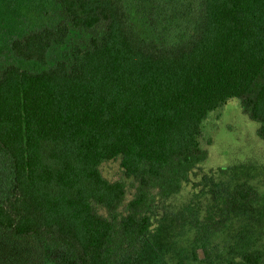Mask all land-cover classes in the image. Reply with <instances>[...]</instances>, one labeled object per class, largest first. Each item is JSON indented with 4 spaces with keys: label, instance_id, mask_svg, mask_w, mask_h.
<instances>
[{
    "label": "trees",
    "instance_id": "obj_1",
    "mask_svg": "<svg viewBox=\"0 0 264 264\" xmlns=\"http://www.w3.org/2000/svg\"><path fill=\"white\" fill-rule=\"evenodd\" d=\"M178 1L188 17L158 42L137 33L133 0H56L63 20L10 42L44 65L70 28L94 32L71 46L69 67L0 68V153L11 174L0 227L11 238L42 242L74 264H120L146 243L157 200L206 157L211 111L235 98L264 140V0ZM116 158L124 178L108 180L99 165ZM255 198L235 185L205 215L207 229ZM226 264H264V247Z\"/></svg>",
    "mask_w": 264,
    "mask_h": 264
},
{
    "label": "rangeland",
    "instance_id": "obj_2",
    "mask_svg": "<svg viewBox=\"0 0 264 264\" xmlns=\"http://www.w3.org/2000/svg\"><path fill=\"white\" fill-rule=\"evenodd\" d=\"M130 16L140 36L158 42L166 25L188 17V8L178 0H133ZM63 19L56 0H0V68L40 70L58 62L69 67L71 46H85L93 31L70 28L63 45L49 48L44 65L20 58L10 47L14 38ZM257 127L235 98L211 111L203 120L200 138L206 157L188 171L174 193L157 200L146 243L120 264H226L264 247V140L256 134ZM99 170L108 180L124 178L119 158L101 162ZM10 181L0 153V201ZM238 184L250 187L256 198L232 207L224 227L209 231L205 215L218 210L221 197H230ZM0 264L74 263L42 242L13 239L0 227Z\"/></svg>",
    "mask_w": 264,
    "mask_h": 264
}]
</instances>
